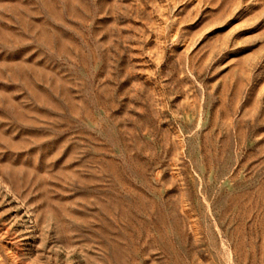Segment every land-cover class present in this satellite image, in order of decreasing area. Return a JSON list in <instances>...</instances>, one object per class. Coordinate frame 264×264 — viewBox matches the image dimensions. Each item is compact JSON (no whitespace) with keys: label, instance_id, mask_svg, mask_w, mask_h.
<instances>
[{"label":"rangeland","instance_id":"374dc122","mask_svg":"<svg viewBox=\"0 0 264 264\" xmlns=\"http://www.w3.org/2000/svg\"><path fill=\"white\" fill-rule=\"evenodd\" d=\"M0 181V264H264V0H0Z\"/></svg>","mask_w":264,"mask_h":264},{"label":"bare ground","instance_id":"6f19581e","mask_svg":"<svg viewBox=\"0 0 264 264\" xmlns=\"http://www.w3.org/2000/svg\"><path fill=\"white\" fill-rule=\"evenodd\" d=\"M1 182V181H0ZM6 187V185H4Z\"/></svg>","mask_w":264,"mask_h":264}]
</instances>
